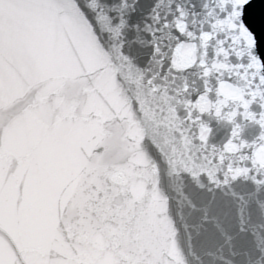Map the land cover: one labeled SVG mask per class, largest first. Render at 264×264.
<instances>
[{
  "label": "snow or ice",
  "instance_id": "1",
  "mask_svg": "<svg viewBox=\"0 0 264 264\" xmlns=\"http://www.w3.org/2000/svg\"><path fill=\"white\" fill-rule=\"evenodd\" d=\"M251 2L0 0V264H192L173 193L211 196L205 242L248 232L264 209Z\"/></svg>",
  "mask_w": 264,
  "mask_h": 264
},
{
  "label": "water",
  "instance_id": "2",
  "mask_svg": "<svg viewBox=\"0 0 264 264\" xmlns=\"http://www.w3.org/2000/svg\"><path fill=\"white\" fill-rule=\"evenodd\" d=\"M167 3V0H165ZM139 7L147 8V5L141 4ZM245 22L248 24L251 31L255 33L257 40V48L261 52V59L264 60V0H252L245 9ZM142 23V22H141ZM132 39L137 41H144L145 43H135L134 47L140 49L145 55L149 54L151 49L147 45L148 37L141 31L136 33L132 31ZM219 136L226 135L228 129L221 125ZM260 129L258 127H250L245 130L244 138L252 140L259 135ZM238 191H242L238 189ZM176 199L181 201L178 207H182L185 220L188 224V231L186 239H190L192 251L195 253L192 259V264H222L219 257L222 254L225 259L232 260L234 264H256L260 259V253L257 251L258 236L264 239V209L258 208L257 215L253 217L247 233H238L235 230H227L224 236L217 234V239L214 241L205 242L206 230H212V225L204 221L206 215L205 209L208 205V200L211 199L209 195L203 201H195V204H190L188 200L184 199L179 193H173ZM219 195V194H217ZM264 203V201H262ZM212 215L209 210L207 213ZM226 227V226H225ZM255 232L256 236L252 233ZM264 247V245H260ZM235 253L233 256L232 254ZM264 264V260L261 261Z\"/></svg>",
  "mask_w": 264,
  "mask_h": 264
}]
</instances>
